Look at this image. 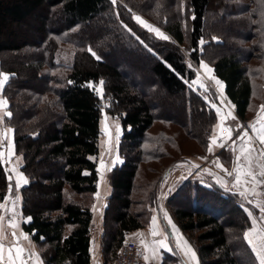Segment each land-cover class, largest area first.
Segmentation results:
<instances>
[{
  "label": "trees",
  "instance_id": "16d2710c",
  "mask_svg": "<svg viewBox=\"0 0 264 264\" xmlns=\"http://www.w3.org/2000/svg\"><path fill=\"white\" fill-rule=\"evenodd\" d=\"M133 10L169 39L137 24ZM98 18L108 31L102 39ZM59 48L74 50L70 64L56 61ZM115 53L123 60L110 62ZM204 60L224 82L236 115L247 119L254 77L264 81V0H0V66L10 74L5 122L28 180L20 187L21 225L44 264H91L90 201L99 180L92 156L99 151L104 109L120 118L123 158L110 171L112 193L103 213L106 264L126 232L149 222L134 210L142 201L132 193L143 185L136 187L141 166L165 156L160 146L153 152L143 147L153 122L176 124L205 147L217 123L208 102L218 98L214 91L207 99L189 85ZM161 106L167 109L158 111ZM6 177L0 164V202ZM157 182L145 183L141 198L156 200ZM170 202L181 228L198 232L201 264H242L244 256L246 264H258L244 240L250 221L225 189L189 181ZM165 258L163 264L174 261Z\"/></svg>",
  "mask_w": 264,
  "mask_h": 264
},
{
  "label": "rangeland",
  "instance_id": "374dc122",
  "mask_svg": "<svg viewBox=\"0 0 264 264\" xmlns=\"http://www.w3.org/2000/svg\"><path fill=\"white\" fill-rule=\"evenodd\" d=\"M133 13L140 16L142 20L146 21L148 24H151L155 28H159L160 31L163 33V30L152 24L150 21H148L144 15L140 14L139 12H136L133 10ZM100 18L96 20L97 24L100 26V38H104L106 35H108V31L102 28V25H100ZM135 20V19H134ZM137 22V21H136ZM139 24V23H137ZM142 26L141 24H139ZM110 38L106 37L105 39ZM74 50L70 49H61L55 51L56 61L61 62L62 64H70L72 61V53ZM5 57L8 56L7 53H4ZM122 56H117L115 53L114 55L109 57L110 62L114 61H120L123 60L121 58ZM255 61V60H253ZM203 63H206L209 65V67L212 68V65L204 60ZM257 63V61L253 62ZM261 62L259 63V65ZM197 75L195 79L190 81L189 85L196 90H198L200 93L202 91L205 92V97L208 99V96H212L211 92L214 91L216 96L218 97L215 101L208 99V102L213 105L215 104L217 107L221 109V116H224L225 113H230L229 116L225 117V124L228 126H231L232 129H237L240 125L248 126L250 123H253L257 121L258 114L261 117H264V111L261 110V106L264 105V81L258 78L257 76L254 77L256 89L255 94H253V100L251 102L250 108L248 110V116L247 119H241L235 113H233L229 106L220 98V95L218 94V91H222L224 93V82L222 80L221 83L223 85V88H219L216 84L214 79L209 78V74H207L201 67L196 66ZM0 72L7 74L0 66ZM212 77L215 79H218L214 72L211 74ZM199 80L200 84L205 85V87L208 89V91H205V88H202L199 86V84L192 83L193 81ZM103 81V84L100 82ZM105 79H100L98 84L96 85L98 91L100 94L103 92V86H104ZM197 87V88H196ZM208 95V96H206ZM3 98L7 100V110H8V99L3 94ZM158 99L157 97L155 98ZM210 100V101H209ZM159 102V99L157 100ZM106 102V100H105ZM104 102V103H105ZM108 102V101H107ZM233 106L232 102H230ZM178 104V102H177ZM166 107V106H165ZM165 107L163 106L158 108V111L165 110ZM215 108V107H214ZM167 109V107H166ZM2 111V110H0ZM232 117H235V119H232ZM220 117H218L217 123L214 124L213 128L217 124H220ZM259 126V125H257ZM0 127L3 128H12L9 126L5 121L3 125H0ZM224 125H221V128H223ZM13 129V128H12ZM242 131V129H241ZM121 134H122V126L121 121L118 115L113 114L112 112L104 109L101 113V120H100V134H99V151L97 155H93L92 158L97 162V169H99V180H98V189L94 196L92 197L90 203H91V211L93 214L92 217V223L95 224L96 228L92 232V235L96 232L95 239L100 245V232L103 231V213L108 205V198L112 193V186L110 184V171L113 167L116 165L122 163L123 158L120 153V142H121ZM227 131H221V129H216V135H227ZM251 135V132L249 133ZM213 135V132H212ZM211 135V136H212ZM237 135H239L238 132H233L232 134V140H236ZM210 136V137H211ZM8 139L13 141V134H8ZM231 146L225 145L224 147H219L217 145H212V152H209L207 149L210 145V139L208 142V145L201 146L200 142L197 141L195 138L191 137L186 133V131L183 130L182 127L169 123L168 121H161V120H155L153 122L152 127L148 131V137L147 141L143 143V147L150 150V152H153V148L161 147L163 155H167V157H158V156H152L149 161L144 163L138 173V177L136 178V187L143 184L140 188H137V192L132 193V197L134 199H141L142 203L135 205L134 210L135 211H142L143 212V220L149 221L145 226L150 230V233L145 236L143 241L149 245H152L154 240H160L164 239L167 243L168 247L164 248V256L167 260H174L170 262H165L164 264H175V263H182V264H201L199 255L197 252V231L195 232H188L181 228L179 225L176 216L174 214V204L175 202L171 203L172 196L177 192L179 187L183 185L186 182L194 181L204 185L208 186H217L221 190H224L225 193L229 195L230 197H233V199L236 200V203L240 204V206L243 208L246 216L248 217V220L250 223H248V228L245 230H249L251 228V219L249 218L246 210H251L253 214L259 218L261 216V212L258 208H255L252 206V204H249L247 200L242 198L240 195L237 194L238 189L233 187V178L229 177L225 174V172L217 167V164L214 162H218L219 164L223 165V168L227 169L228 171H232L233 168V162L235 159V154L233 151V144L231 141H228ZM14 143V141H13ZM240 144L239 140H236V145L238 146ZM257 151L262 147L259 143L255 145ZM5 153V159H7V141H4V145L1 149ZM239 151L237 147V152ZM19 158V159H17ZM103 160L105 167L100 168V161ZM22 156L21 154L16 153L15 145H14V156L11 159V162L9 164H3L4 168L8 171L6 172V176L11 175L12 177V184H13V197L15 195L19 196V200L16 202L15 206V221L18 225L16 229H22V222L26 218L22 216L21 211V195H20V187L24 185L23 183L17 190L15 188V182H16V175L11 172V169L15 167L17 171H21V164H22ZM193 165H203L205 169L201 171V173H198L196 175L192 174V171L195 169ZM211 168L213 171H217V173L222 178L223 183L220 182V187L217 185L219 182H214L212 178L213 174H210L207 171V169ZM256 171H259V168H256ZM23 173V172H22ZM208 173V174H207ZM217 174V176H218ZM24 175V173H23ZM24 177L27 179V177L24 175ZM158 179V180H157ZM196 179V180H195ZM219 179V178H218ZM259 179L264 180V177H259ZM158 182H157V181ZM217 181V180H216ZM150 182L152 184H155L157 182V188L158 192L156 194V200L153 199L154 196L151 197V202H149L150 197L141 198V194L143 193V187L145 186V183ZM249 188L252 187L251 184L248 185ZM234 189V191H231L230 189ZM8 191V186H7ZM6 191V193H7ZM257 192H259L261 195L252 197L249 196V199L253 200L255 202L256 200L264 201V186H261L257 189ZM97 193H99V196L97 197ZM146 195V193H145ZM73 196V194H72ZM76 198L81 199V195H75ZM154 202L152 203V201ZM1 202H4L3 200ZM183 206L186 205L184 200L182 201ZM12 207L11 200H9L6 203V208ZM163 210V211H162ZM163 212H167L168 217L171 219L172 223L175 224L176 229H173L171 225L168 223V221L165 219ZM157 217V223L156 228L157 231L161 233V235H158L156 237H153L151 235V227H152V217ZM28 218V217H27ZM12 219V216L5 212V220L3 221L5 228L7 227L8 220ZM97 229V231H96ZM178 230V231H177ZM244 231V233H245ZM8 232V231H7ZM9 234L11 232H8ZM20 233V230H19ZM20 239H23V234H18ZM30 238V235H27ZM178 237H182L183 240L187 241L188 245L195 251L196 253V259L192 260L190 258V254H185V249L178 240ZM126 238V234H125ZM31 239V238H30ZM32 241V240H31ZM233 238L231 235L230 242L232 243ZM36 251L38 252V247L35 243H33ZM178 244L180 246H178ZM143 247V245H142ZM144 248V247H143ZM160 247H155V254H153V251L151 248L146 251V255H148L149 259L146 262V264H157V261H159L160 256L158 255ZM145 251V248H144ZM117 253V252H116ZM38 255H40L38 253ZM116 255V254H115ZM145 256V255H144ZM106 264L107 260H103L102 255L100 254L99 258L96 259V262H93V264ZM240 262L242 264H246L247 260L245 256L243 258H240ZM163 264V262H160Z\"/></svg>",
  "mask_w": 264,
  "mask_h": 264
},
{
  "label": "snow or ice",
  "instance_id": "6c2138e0",
  "mask_svg": "<svg viewBox=\"0 0 264 264\" xmlns=\"http://www.w3.org/2000/svg\"><path fill=\"white\" fill-rule=\"evenodd\" d=\"M113 4L116 3V0H112ZM129 11H131L129 9ZM134 19L137 23L146 27L150 32L156 33L158 37L164 40H168L169 37L160 31L159 28L153 27L151 24H148L146 21L142 20L140 16L133 13ZM126 27V26H125ZM215 39V38H214ZM202 46L205 41L201 39L199 42ZM94 54V53H93ZM191 67V65H189ZM200 67L209 74L210 79H214L215 84L219 88H223V85L219 79H215L211 76L213 73V69L209 67L208 64L203 63L201 61ZM10 79V74H5L0 72V125L4 124L5 118L11 117V112L7 110V100L3 98L2 92L6 86L7 81ZM103 84V81L100 82ZM194 84H199L200 87L205 88V91L208 89L205 85L200 84L199 80L193 81ZM216 109V114L220 117V124H217L213 130V135L210 137V145L208 147V151L212 152V145H217L219 147H224L228 141H231L233 144V151L235 154V159L233 162L232 171H228L223 168L222 164L218 162H214L217 164V167L221 168L225 174L229 177L233 178V187L238 189L237 194L242 198L248 201L249 204H252L253 207L258 208L261 212V216L257 218L251 210H246L249 218L251 219V228L244 233V240L247 242L248 246L251 249V252L254 254L256 261L258 264H264V201L249 199V196L256 197L261 194L257 192V189L261 186H264V180L259 179V177H264V117H261L258 114L257 121L250 123L248 126L240 125L237 129H232L231 126L225 124V117L229 116L230 113H225L224 116H221V109L217 107L215 104L212 105ZM261 110L264 111V105L261 106ZM235 119V117H232ZM221 125H224L221 128ZM259 125V126H257ZM216 129H221V131H227V135H216ZM242 129V131H241ZM233 132H238L236 140L240 141V144L236 145V140H232ZM251 132V135L249 134ZM14 134V130L10 127L3 128L0 127V148L3 147L4 141H7V159H5L4 151L0 150V164H9L11 162L12 157L14 156V143L12 140L8 139V134ZM259 143L262 147L257 151L255 145ZM237 147L239 151L237 152ZM19 159V158H17ZM105 164L103 160L100 161V168H104ZM193 167H199V165H193ZM256 168H259V171H256ZM7 172L8 170L5 169ZM99 171V169H98ZM11 172L16 175L15 188L18 190L21 184H27L28 180L24 177L22 172L17 171L15 167L11 169ZM8 181V191L3 198L4 202H0V264H27L28 260L33 257L36 258L37 264H39V255L35 252H27L26 250L20 246V237L17 236L15 229L18 227L15 221V206L16 202L20 199L18 195L13 197V184L12 177L8 175L6 177ZM223 183V181H220ZM251 184L252 187L249 188L248 185ZM97 197L99 193L96 194ZM11 200L12 207L6 208V203ZM163 211V210H162ZM5 212L9 213L12 216V219L8 220L7 227L13 229L10 233L12 237L11 243H8V233L5 232L4 223L5 220ZM165 219L171 225L173 229H176L175 224L172 223L171 219L168 217L167 212H163ZM31 219L30 217L28 218ZM157 223V217H152V227H151V235L156 237L161 235L160 232L157 231L155 227ZM178 231V230H177ZM24 240H28L29 237L27 235H23ZM180 243H182L185 254H190V258L192 260L196 259L195 251L188 245L187 241L183 240L182 237H178ZM141 244L145 248V250L152 249L153 254H155V247L158 246L160 248H167L168 245L164 239L154 240L152 245L145 243L141 240ZM178 246H180L178 244ZM7 253V256H5ZM145 261L149 259L148 255L144 256Z\"/></svg>",
  "mask_w": 264,
  "mask_h": 264
},
{
  "label": "crops",
  "instance_id": "0c3cea01",
  "mask_svg": "<svg viewBox=\"0 0 264 264\" xmlns=\"http://www.w3.org/2000/svg\"><path fill=\"white\" fill-rule=\"evenodd\" d=\"M206 172H208L210 174H213L211 179H213V181L216 182V183L219 182L217 185L220 187V181H222V178L217 173V171H213L211 168L208 167ZM217 174H218V176H217ZM4 230H5L6 233L13 231V229H11V228H4ZM19 230H20V233H22L23 235H28V233L25 232L23 229H15V231L17 233V236H18V234H20ZM96 231H97V229H96ZM149 233H150V230L147 227H139V228H136V229H133V230H130V231L126 232V237L130 238V239H134L135 241H137L138 243L141 244V240H143L145 238V236L147 234H149ZM95 237H96V232H95V234H93L91 236V241H90L91 264H93V262H96V259H98L100 254H101V248L99 247V243L95 239ZM11 241H12V237L9 234L7 242L11 243ZM33 243L34 242L31 241L30 238L28 240L20 239V246L23 247L26 250V254H27V252L38 253L36 251V249H34L35 246H34ZM144 255H146V250L144 251V248H143V258H144ZM158 255L160 256V258H159V261H157V264H162L160 262H163V260H164V248H160L159 249ZM5 256H7V253H5ZM27 264H37L36 258L33 257L32 259L28 260ZM39 264H44V261L42 260L40 255H39ZM175 264H180V263H175Z\"/></svg>",
  "mask_w": 264,
  "mask_h": 264
},
{
  "label": "built area",
  "instance_id": "2783aa9c",
  "mask_svg": "<svg viewBox=\"0 0 264 264\" xmlns=\"http://www.w3.org/2000/svg\"><path fill=\"white\" fill-rule=\"evenodd\" d=\"M217 92L220 95V98L229 106V109L236 115L235 107L234 105H231V101L226 97V95L223 94L222 91L217 90ZM225 145L231 146L229 142H227ZM204 169L205 167L203 165H199V167H195V169L192 171V174L196 175L198 173H201V171H203ZM230 190L233 191L234 189L231 188ZM89 228L92 233L95 230L96 226L91 222ZM110 264H146L143 258L142 245L134 239H130L127 237L124 238Z\"/></svg>",
  "mask_w": 264,
  "mask_h": 264
}]
</instances>
